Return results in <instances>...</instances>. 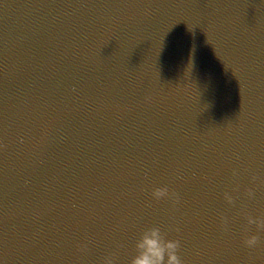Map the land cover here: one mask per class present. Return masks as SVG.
Wrapping results in <instances>:
<instances>
[{
    "label": "water",
    "instance_id": "95a60500",
    "mask_svg": "<svg viewBox=\"0 0 264 264\" xmlns=\"http://www.w3.org/2000/svg\"><path fill=\"white\" fill-rule=\"evenodd\" d=\"M152 227L264 264V0H0V264H130Z\"/></svg>",
    "mask_w": 264,
    "mask_h": 264
},
{
    "label": "clouds",
    "instance_id": "9594fccd",
    "mask_svg": "<svg viewBox=\"0 0 264 264\" xmlns=\"http://www.w3.org/2000/svg\"><path fill=\"white\" fill-rule=\"evenodd\" d=\"M163 190H154L155 196H160ZM257 241L256 236L246 240L248 245ZM180 243L178 240L168 239L158 227L145 230L135 243L136 254L132 256L130 264H182L178 255Z\"/></svg>",
    "mask_w": 264,
    "mask_h": 264
}]
</instances>
